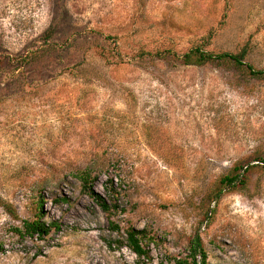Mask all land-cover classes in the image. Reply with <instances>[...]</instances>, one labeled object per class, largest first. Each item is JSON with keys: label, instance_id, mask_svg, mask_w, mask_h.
Returning a JSON list of instances; mask_svg holds the SVG:
<instances>
[{"label": "rangeland", "instance_id": "obj_1", "mask_svg": "<svg viewBox=\"0 0 264 264\" xmlns=\"http://www.w3.org/2000/svg\"><path fill=\"white\" fill-rule=\"evenodd\" d=\"M196 46L264 69V0H0V264H174L195 234L207 264H264V79L183 65ZM234 165L245 184L209 202ZM37 200L61 228L20 240ZM127 227L151 259L113 243Z\"/></svg>", "mask_w": 264, "mask_h": 264}, {"label": "trees", "instance_id": "obj_2", "mask_svg": "<svg viewBox=\"0 0 264 264\" xmlns=\"http://www.w3.org/2000/svg\"><path fill=\"white\" fill-rule=\"evenodd\" d=\"M50 37V34H47ZM245 54L243 52L233 53V52H213L204 50L200 46L193 47L187 52L183 53L179 59L183 65L187 66H200L205 62L215 61V60H229L233 62L236 66L243 67L250 75L254 77H260L264 79V69H256L251 64L246 63L244 60ZM32 60L30 56L20 58L23 63H29ZM165 158V156H163ZM248 167V166H247ZM244 168V172L248 168ZM242 166L234 165L231 172L222 176L219 179V187L212 190L209 194V202L217 200L224 191H233L236 185L243 186L245 184V177L240 174ZM74 177L80 182V187L83 193L90 197L95 204L104 212H108L111 208H117L118 205L110 204L104 197L97 194L93 189V183L96 179L95 176L91 175V170H77L73 173ZM110 181H106L104 184L105 190L108 194H115L116 189L113 186L108 185ZM111 184V183H110ZM54 201L69 203V198L66 196H60L59 198H54ZM35 212L32 219H20V225L14 226L12 232L20 240L25 238L38 237L42 238L49 234L51 230H59L61 225L57 221H44L42 220V205L39 200L36 201ZM8 213L14 218L19 219L18 215L15 214L10 208H8ZM208 217V213L206 214ZM110 229L120 232V227L111 223L109 225ZM113 243L116 245H124L128 247L137 257L151 259V245H158V239L151 235L145 228H135L127 227L122 231V239H115ZM111 245V242H108ZM207 254L203 248V243L198 234L191 237L187 246V254L183 258H173L174 264H207L206 262Z\"/></svg>", "mask_w": 264, "mask_h": 264}]
</instances>
